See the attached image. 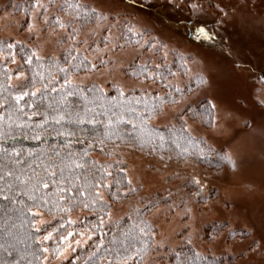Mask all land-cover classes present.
<instances>
[{
  "label": "rangeland",
  "instance_id": "rangeland-1",
  "mask_svg": "<svg viewBox=\"0 0 264 264\" xmlns=\"http://www.w3.org/2000/svg\"><path fill=\"white\" fill-rule=\"evenodd\" d=\"M24 1L0 0V40L28 46L42 58L56 57L72 45L92 64L105 62L95 71L71 76L73 84L95 83L103 89L112 85L123 91L163 95L164 88L128 79L123 70L136 59L140 64L169 65L176 53L184 57L189 70L176 73L166 85L181 88L190 78L200 76L206 83L175 104L164 106L151 124L167 126L185 108L203 100L216 105L209 128L186 117L184 125L192 136L202 138L224 156L230 154L236 167L224 159L219 169L211 170L192 161H165L118 148L115 152L126 165V179L139 191L115 205L105 223L159 195L169 203L147 216L155 233L153 251L144 264L161 261V256H167L164 248L174 251L183 244L196 253L227 259L225 264H264V134L258 130L264 126V0H80L107 18L82 29L72 23L71 27L79 30L75 40L68 37L70 28L66 31L45 24V17H37L33 9L24 11ZM62 2L55 0L48 9L50 22L56 15L71 19L57 12ZM193 3L199 8L193 9ZM34 22L36 28L30 31L29 24ZM201 26L206 34L197 31ZM124 29L133 35L145 33V37L134 47H122L118 40ZM149 45L151 49L143 51ZM17 62L15 59L9 66ZM188 185L197 187L201 197L211 194L210 198L197 200L195 191H186ZM80 214L69 219L74 222ZM48 222L39 213L36 226ZM206 226L210 231L205 238ZM215 230L219 231L212 232ZM233 231L242 235L229 237ZM88 238L80 234L63 239L58 255L51 258L45 253L41 264H60Z\"/></svg>",
  "mask_w": 264,
  "mask_h": 264
},
{
  "label": "trees",
  "instance_id": "trees-1",
  "mask_svg": "<svg viewBox=\"0 0 264 264\" xmlns=\"http://www.w3.org/2000/svg\"><path fill=\"white\" fill-rule=\"evenodd\" d=\"M32 2L34 0L24 1V11L32 9L30 6ZM81 11L83 12V10ZM57 12L61 13L58 8ZM100 21L102 20L94 17L87 21L83 19L75 20L74 23L77 22L80 26L79 29H82ZM121 33L122 35H120L118 41L122 43V47H134L145 37V33L133 35L125 29ZM7 44H15V47L8 49ZM150 49L151 46L149 45L144 47L143 51H149ZM69 51L70 47L60 52L56 57L43 58L40 61L41 67L37 64L35 58L31 65L26 63V54L32 52L30 47L12 40H0V114L4 115V120L0 121V125H2L0 131L4 133L0 137V148L7 150V153L0 151V176H3V179H0V264H41L46 254L51 258H55L59 253L56 249H60V246H62V237H66L69 232L72 233V237H78L83 233L87 234L89 238L84 246L77 247L60 264H89V261L93 259L98 264H109V261H111V264H116V251L119 250L123 255L122 243L134 251L142 247V240H147L149 243L148 250L128 261V264H144L153 251L155 233L154 228L147 221V216L153 209L161 205H167L169 199L161 198L159 195L147 198L140 204L129 208L124 216L112 222L105 223L109 214L105 215L103 228L98 229L94 227L101 216L98 206L89 203V207L84 208L81 203H74L76 197H79L80 200L85 199L80 196V186L84 185L86 181H98L100 179V168L103 166L112 173L105 182L111 183V192L118 193L117 198L111 196L108 190L105 191L104 199L110 206L106 211L110 213L115 205L124 203L129 198L134 197L139 189L131 187L135 191L130 190L125 175L126 165L115 152L118 148L133 150L142 155L165 161H192L206 169H219L224 160V154L220 150L213 149L202 138L192 136L185 128L183 120V117H186L197 121L205 128H209L213 122V109H210L211 114L209 115L205 109H208L210 104L203 100L192 107L185 108L175 117L173 123L167 126L157 127L152 125V118L157 116V114L150 112L153 105H157V111L160 113L164 106L175 104L165 102L161 109L155 98L157 96L165 97L167 101V94L171 92L178 101L181 99V95L172 92V89L166 86L167 80L173 76H168L167 80L163 81L157 77L153 81L152 79H146L145 75H133V71L137 70L140 65H146L149 69L146 75H151L155 69V66H152L149 62L140 64L137 59L123 70L124 76L132 80L153 82L166 90L163 95H159L157 92L134 90L124 91V96L119 97L116 86L111 85L103 89L95 83L78 85L79 88L66 86L68 87L66 92L61 88L65 74L56 70L53 61L58 63L59 67L67 68L69 65L80 64L81 60H84V63L78 69H72L70 77L95 71L105 64L100 60L92 64L85 59L83 53L77 52L74 46L71 49V54L76 56L77 59L75 61L68 59L66 62ZM158 51L159 49H156L154 52L158 54ZM13 57L18 62L15 66L10 67L9 65L15 60ZM181 57L183 56L176 53L173 55L172 62L168 65L172 72L185 73L180 68L185 60L182 61ZM92 65H95V68ZM20 72L25 73L29 78L33 76L34 72L43 73L45 80L42 82L40 77L37 76L35 88L42 89L45 94L43 96L38 94L36 97H25L21 101L22 112L13 113L15 123L9 128L7 109L9 105L14 103L12 98L21 90V84L28 87V84L16 78V73ZM49 72H51V76H49ZM9 76H11V79L8 78ZM42 83H48V88L43 89ZM201 85L197 77L190 78L181 87L183 98L195 92ZM53 88L56 91H53ZM100 90H103V95H101ZM68 92L75 94L69 95ZM113 97H117V99L113 100ZM27 105H33V107ZM129 109H135V111H129ZM57 113H62L66 117L59 124L51 119ZM112 113L123 114L126 119H132L133 124L122 123L117 129L118 135L105 140L104 144L101 145L97 136H102L104 123L107 122L109 116L113 120L117 118ZM201 113H203V116ZM17 116H19L18 120H16ZM77 116L86 119L95 118L100 123L96 125L78 124L75 122ZM46 117L47 122H45ZM141 117L147 120L148 130L152 131L153 134L158 132L165 136L163 146H161L158 139L141 144ZM181 127L186 130L183 136L180 133ZM93 128H95V132L90 131ZM61 132L65 134H58ZM67 133L72 134L67 135ZM177 144H179V147H177ZM85 149L88 150L87 155H84ZM184 149H187V152H184ZM200 149L204 150L203 155H201ZM15 152H18L19 156H16ZM73 161L83 164V167H74ZM109 165L111 167H108ZM46 169L56 172L55 179L57 182L61 180L60 169H63L64 183L60 186L70 188L71 191L57 193V184L52 183ZM8 171H11L13 175L8 176ZM17 176L20 177L19 180L16 179ZM27 178L31 179L27 180V183H21ZM38 179H43L48 183V188L45 189L40 186L39 192L34 191L32 186ZM118 180L120 181L119 184L116 183ZM185 189L189 193L195 191L198 196L197 200L202 202L207 201L211 195L201 197L197 193L198 188L194 185H188ZM60 195L65 196L66 199L60 200ZM4 196H8L9 199L5 200ZM32 197H36V199ZM45 200L47 203H45ZM67 207L71 208L70 212L60 210ZM35 212L43 214L49 220L48 223L39 227V232L36 231L38 216L33 217ZM77 213L81 214L74 222L66 223L70 220V216ZM141 221L147 222L151 226L150 236L142 237L139 228L133 230L134 225L143 227ZM209 227L206 226L205 228V238L207 237L206 233L208 234V231H210ZM235 232L238 231H233L229 237L242 235V232L238 235H235ZM46 233H52L54 237L45 241L43 237ZM123 233H130L127 240L122 235ZM114 239L115 243L113 242ZM101 240L103 243H101ZM98 245L99 251H97ZM45 249L48 251H45ZM164 250L167 252V256H161V261H154L149 264H176V252L181 254V260H185L186 264H191V260L195 258L194 254L196 253L189 244H183L174 251L168 248H164ZM93 253H96V255L93 256ZM226 262L227 259L200 254L196 264H225Z\"/></svg>",
  "mask_w": 264,
  "mask_h": 264
},
{
  "label": "snow or ice",
  "instance_id": "snow-or-ice-1",
  "mask_svg": "<svg viewBox=\"0 0 264 264\" xmlns=\"http://www.w3.org/2000/svg\"><path fill=\"white\" fill-rule=\"evenodd\" d=\"M55 3V0H48V3L45 4L43 3V0H34V2L31 3V8L35 11L36 16L39 17L41 15H43L45 17L44 19V23L45 24H54L55 26L59 27L60 29H64V30H68L69 28L71 29V31H69L68 37L72 40H75L76 36L79 34V30L77 28H73L71 27L72 23L75 22V20H79V19H83L85 21L91 19V18H99L100 20H104L107 17H105L103 14L97 12L96 9L92 8L90 5H85L80 3V0H63V2L59 5H57L59 12L64 13L68 16L71 17V19L65 20L63 19L60 15H56L54 17V19L51 20V22L48 19V9ZM193 9H197L199 8V4L198 3H193L192 5ZM83 10V12L81 11ZM36 28V23H32L29 24V30L33 31ZM197 31L201 34H206L205 33V28L203 26L198 27ZM107 40V37L105 38ZM6 47L8 49H12L15 47V44H7ZM73 48L72 45H70V51L68 53V56L66 57V62L68 59H71L73 61H75L77 59L76 56H73L71 54V49ZM35 58L37 64L39 66L42 67V65H40V61L43 59L40 56H37L35 51H32L31 54H26V63H28L29 65L32 64L33 59ZM14 59V57H13ZM86 59V58H85ZM181 60H184V57H181ZM53 63L56 66V70L58 72H62L65 74V79H64V83L63 85H61V88L64 91H68V87H76L79 88L78 85H73V81L70 78V72L72 71V69H78L83 63L84 60H81L80 64L77 65H69L67 68L64 67H59L58 63H56L55 61H53ZM93 68H95V65H92ZM180 68L183 69L184 72H187L189 69L186 67L185 64H181ZM149 72V69L147 68L146 65H140L139 68L137 70L133 71V75L139 76V75H145L146 79H152L153 81H155V79L158 77L160 80H167L168 76H175L176 73L172 72L171 68L166 65V64H158L155 66V69L153 70V73L151 75H146ZM39 76L40 80L43 82L45 80V76L43 73L41 72H34L33 76L31 78H29L25 73H16V78L18 80L23 81L25 84H28V87H25L24 84L20 85V91L17 92L15 94V96L12 98L14 103L9 105L8 109H7V120L9 121L8 127L11 128L12 124L15 123V120L13 118V113H20L23 110V106L21 105V101L24 100L25 97H36L38 94L43 96L45 93L42 91V89L40 88H35V80L36 77ZM49 76H51V72H49ZM9 79H11V76L8 77ZM54 79V78H53ZM199 82L201 84L206 83L205 79L203 76L198 77ZM50 82V81H49ZM68 86V87H66ZM168 88L172 89V92L176 93V94H180L181 95V99L183 98V89L168 83L166 85ZM42 88L43 89H47L48 88V83H42ZM34 89V90H33ZM53 91H56L55 88H53ZM101 91V95H103V90ZM190 91V89H189ZM117 92H118V96L119 97H123L124 96V91L117 87ZM69 95L75 94L73 92H68ZM113 100H116L117 97H113ZM158 101L159 107L162 109L163 105L165 104V102L168 103H176V98L172 95V93H168L167 94V101L165 99V97H159L157 96L155 98ZM6 103V102H5ZM261 103H264V101H261ZM210 104V107L208 109H205V111L210 115V109L215 108L216 105L215 104ZM28 107H33V105H27ZM129 111H135V109H129ZM151 113H155V114H159V112L157 111V105H153V108L150 110ZM35 114V113H34ZM112 115L116 116L117 118L115 120H113L111 118V116L108 117L107 122L104 123V132L101 135L97 136L98 142L103 145L105 140L107 139H111L113 136H117L118 135V131L117 129L119 128V126L122 123H128V124H133V120L132 119H126L125 116L123 114L117 115L116 113H112ZM201 115L203 116V113H201ZM66 117L64 114L62 113H57L56 115L52 116L51 119L54 120L57 124H59L62 120H64ZM150 118V117H149ZM19 119V116L16 117V120ZM69 119H71L69 117ZM4 120V115L0 114V121ZM45 122H47V117L45 118ZM76 123L78 124H84V123H88V124H92V125H96L98 122L97 120H95V118L92 119H86L85 117L82 116H77ZM135 127V125H133ZM0 127H2V125H0ZM141 133L142 136L140 138L141 144L144 143H150L153 142L154 139H158L161 146H163L164 142H165V136L162 133H155L153 134L152 131L148 130V126H147V120L144 117H141ZM90 131L95 132V128L91 129ZM185 129L183 127H181L180 129V133L183 136L185 133ZM60 135H64L65 133L61 132L58 133ZM72 133H67V135H71ZM4 135V133L2 131H0V137H2ZM175 142V141H174ZM177 147H179V144H177ZM0 151H3L5 153H7L6 149L0 148ZM184 152H187V149L183 150ZM209 151H211V149H209ZM88 150L85 149L84 150V155H87ZM200 153L201 155H203L204 150L200 149ZM16 156H19L18 152H15ZM223 159L227 160L232 167H236L235 161L232 160V157L230 154H226ZM74 167L76 168H82L83 164L81 163H77L76 161L72 162ZM54 168V166H52ZM108 167H111L110 165ZM46 171L48 172L49 178L52 180V183L57 184V193H63L66 191H71L70 188H65V187H61L60 185L64 183V177H63V169H60L61 171V180L59 182L56 181L55 176H56V172L54 170H48L46 169ZM8 176H12L13 173L11 171L7 172ZM112 173L110 171H108L107 168L101 166L100 168V179L98 181L95 182H87L84 185L80 186V196L84 197V200H80L79 197H76L74 200V203L79 202L83 205L84 208H88L89 207V203H91L94 206H98L99 211L101 213V216L99 217L98 223L94 226L98 229H102L103 225H104V216L108 215V211H106L107 209L110 208L109 204L105 201L104 197H105V191L108 190L109 194L113 197H117L118 198V193L116 192H111V183H106V179L107 177L111 176ZM0 179H3V176H0ZM17 180L20 179L19 176L16 177ZM31 178H27L24 181H21V183H27V180H29ZM78 179V178H77ZM194 183L199 184L200 181L195 180L193 181ZM117 184L120 183V181H116ZM129 188L131 191H135V189L131 188V184L132 181L129 179L127 181ZM40 186H42L43 188L47 189L48 188V183H46L43 179H38L36 181V183L32 186L33 190L36 192L40 191ZM33 199H36V197H32ZM5 200H8L9 197L8 196H4ZM60 200H64L66 199L65 196L60 195L59 196ZM87 201V202H86ZM45 203H47V201L45 200ZM57 207H59V205H57ZM61 211L64 212H70L71 208L67 207V208H62L60 209ZM39 213H33V217L38 216ZM66 223H72L71 220L66 221ZM141 224L143 225V227H141L140 225H134L133 226V230L135 228H139V232L141 233L142 237H147L150 236V228L151 226L149 224H147V222L141 221ZM36 231L39 232L40 228L37 227ZM130 233H123L122 235H124L125 240L128 239ZM81 235H83V233H81ZM52 236V233H48L46 236L43 237V239L47 240ZM72 236V233L69 232L68 233V237ZM68 237H62V239L67 240ZM115 243V239L113 241ZM79 243V242H77ZM101 243H103V241L101 240ZM188 243H191V241L189 240ZM121 247L123 248V255L121 254V252L119 250L116 251V256H117V261L116 264H128V261L130 259H133L134 257L140 256L142 254V252L148 250L149 248V243L147 240H142V247L141 248H137L134 251L130 250L129 247L125 246L123 243L121 244ZM45 251H47V249H45ZM57 252H60L61 250L59 248L56 249ZM97 251H99V245L97 246ZM96 253H93V256H95ZM177 260H176V264H186L185 260H181L180 259V253L176 252L175 253ZM194 259L191 260V264H196L197 260L200 258V254L199 253H195L194 254ZM187 259V258H186ZM89 264H98L97 261L90 260ZM109 264H111V261H109Z\"/></svg>",
  "mask_w": 264,
  "mask_h": 264
},
{
  "label": "bare ground",
  "instance_id": "bare-ground-1",
  "mask_svg": "<svg viewBox=\"0 0 264 264\" xmlns=\"http://www.w3.org/2000/svg\"><path fill=\"white\" fill-rule=\"evenodd\" d=\"M258 130L261 131V133L264 134V126H259V127H258Z\"/></svg>",
  "mask_w": 264,
  "mask_h": 264
}]
</instances>
